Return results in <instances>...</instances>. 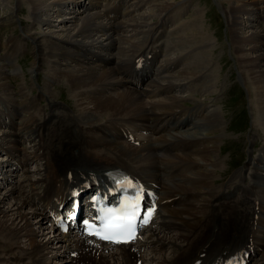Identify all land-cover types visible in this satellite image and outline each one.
<instances>
[{"label": "bare ground", "instance_id": "6f19581e", "mask_svg": "<svg viewBox=\"0 0 264 264\" xmlns=\"http://www.w3.org/2000/svg\"><path fill=\"white\" fill-rule=\"evenodd\" d=\"M236 1L228 0L234 7L232 32L235 40L247 44L242 47L243 55L248 56L244 64L260 93L258 103L264 107V51L260 40L264 30L261 26L245 30L255 23L250 24L249 18L254 3ZM125 4L127 0H53L51 4L32 1V14L39 22L52 27L62 25L60 35L57 28H49L32 33L31 37L43 57L53 64L54 77L65 78L73 86L70 97L78 110L56 101L54 86L47 91L42 89L39 95L27 94L28 87H21L25 94L20 99L21 110L17 105L9 119L11 126H18L16 117L22 114L23 107L27 112L26 117L19 118L23 129L36 136L35 129L41 132L42 172L36 177L27 174L26 181L30 185L42 181L45 187L30 189L33 191L28 200L17 196L13 185L0 190V264H43L45 255L47 260L60 257L64 264V253L68 257L67 252L73 249L84 264H92V259L96 264H139L143 248L155 252L149 255L156 264H224L240 249L251 251L255 261L252 264H264L263 146L260 156H253L231 174L223 168L215 145L218 134H214L222 124L221 113L201 100L191 108L183 107L185 98L180 95L189 88L195 91L198 83L206 87L213 81L210 75L208 83L199 75L204 66H192L197 57L203 60L205 54L199 53L203 45L189 50L193 59L181 70L177 69L181 57L160 61L166 51L171 54L177 45L180 51L179 46L191 41L179 33L169 46L167 28L173 24L172 12H179L174 0L154 5L157 9L151 16L157 13L163 17L153 23L147 15L133 17L126 12ZM66 7L71 8L67 11ZM224 11L231 25L230 10ZM196 21L195 28L201 29L199 41L205 36L199 17ZM18 48L15 42L9 45L13 52ZM188 57L189 54L185 60ZM37 67L41 66H34ZM1 68L0 63V83L11 86ZM41 96L51 97L49 110L44 111L39 105ZM4 119L1 117L0 121ZM34 122L35 129L29 126ZM1 134L10 137L11 131L3 128ZM146 163L151 170H140V164ZM118 166L141 173L150 183H158L161 199L177 201L175 205L165 204L159 211L160 221L148 227L147 238L110 248L94 238L75 232L58 233L47 227L41 207L57 206L67 198L70 188L84 181L105 184L109 181L106 171ZM246 170H251L249 181L244 179ZM28 201L34 210L27 207ZM8 247L9 251L3 253ZM167 248L170 253H166ZM259 254L262 256L256 260Z\"/></svg>", "mask_w": 264, "mask_h": 264}, {"label": "rangeland", "instance_id": "374dc122", "mask_svg": "<svg viewBox=\"0 0 264 264\" xmlns=\"http://www.w3.org/2000/svg\"><path fill=\"white\" fill-rule=\"evenodd\" d=\"M32 1L33 0H0V63L2 67L1 69L4 70L3 73L5 79H7L10 83L9 85H11L6 87L2 84V82L0 83V98H5L8 103H10V97H15L20 101L21 97H25V94L22 93L24 91L21 89V87H28L25 90L27 94L32 93L39 95L42 89L47 91V89H50L52 86H54L56 100L66 106L69 104L68 106L77 112L78 107L75 103V100L70 97V94L74 92V88H72L73 86L69 85L65 78L60 76L54 77L56 74L52 69L53 64L51 63L50 59L43 57L37 46V43H35V38L31 37L32 33H36L40 30L47 31L49 28H57L58 34L60 35L61 32L63 33L62 25H57L56 21H54V25H57L54 26V28L51 24H43L39 22L37 16L32 14L34 13L32 12ZM41 1H45L48 4L53 2V0ZM161 1L163 0H128L126 5L128 9L126 8V10L132 15L134 14L133 17L147 15L151 20V23L157 22L160 21L163 15H157L156 13L155 16H151L150 13L156 11L157 8L154 7V5ZM252 1L255 7L253 6L254 9L252 11V15H250L249 18L250 24L251 21H254L255 23L251 24V28H245V30L251 31V29H254V27L257 28V26H261V28L264 30V0ZM236 2H238V0ZM130 4L131 6L133 5V8L130 6ZM149 5L153 7H149ZM174 5L176 8H178L179 12H172L174 19L171 22L173 23L172 27L167 25V29H169V31L167 30L168 37L166 36L167 39H169V42H167L170 46L171 39L179 35V33L180 35L183 34L187 38H190L191 41L185 43L184 47L179 46L180 51L177 50L178 45L176 46L175 50H171L173 53L171 52V54H168L166 51L165 53L167 55L161 56L160 61H163L166 57L174 56L173 59L181 57L178 62L181 63L180 68H177L178 70H181L189 60L191 61L193 59L192 52H189L191 48L198 44H202L205 48V50L203 48L199 50L200 52L198 51L201 54H205L203 60L197 57L195 61L192 62V66H204L202 73L199 75H202L203 80L207 79L206 82L208 81V75H210V78L212 77L211 80L214 82L212 81L209 86L207 85L208 82H205L207 85L206 87L203 86L204 83L201 85L198 83L199 86L197 85L195 91L189 88L187 92L184 91L180 93V95L182 94L181 96L185 98L183 101V107L191 108L192 106L196 105V101L201 100L208 102L211 108H217V111L221 113L223 124H221V126L223 129L220 126V128L214 132V134H218V137L214 135L215 139L217 137L218 140L216 141L215 145L218 146H216V148H218L217 153H220L219 159H221L224 163L223 168L227 169L229 174H231L235 170L241 168V166H243L246 161L260 156L262 148L264 149V112L261 111L264 107L258 103L259 98L257 94L260 93H257L258 91L255 86V81L250 72L246 71V64H244L245 59L248 58V56L243 55L242 47L247 46V44L242 40H235L234 38V34L232 32V30L235 29V18L233 17L234 13L232 12L234 7L233 3L228 2V0H174ZM225 7L228 8V11L230 10L229 13H231V25L229 22H226V13L225 11L224 13L222 11L225 9ZM70 8L71 7H66V10L69 11ZM145 12H148L149 14ZM256 12H258V14ZM53 14L55 15L56 13ZM242 15H245L246 19H248L245 13H242ZM56 17L58 16H54V18ZM197 17H199V23L203 27L202 29L205 36L202 37V39L199 38V41H197V37L201 34V29L198 31L195 28ZM52 18L53 17H51V19ZM127 21L129 22V19ZM58 27L61 28V30H58ZM140 29L142 28L140 27ZM127 32L128 34H131V31ZM10 38L12 41L9 42ZM178 39L181 40V37ZM260 40L262 41V50L264 51V36ZM13 42H15V47L19 46L18 49H14V52L9 50V45H12ZM121 45H123V43ZM188 54L189 57L185 60V57L188 56ZM35 58L37 59L35 60ZM38 65L41 67L34 68V66ZM5 73H8L7 76ZM184 82L185 81L181 83ZM177 88L180 89V87ZM50 98L51 97L48 96H41L39 105H46L45 108L48 109ZM18 108L20 109V105H18ZM78 112L80 113V111ZM25 114H27V112H25ZM8 117L9 116H7V118ZM21 117L22 114H19L16 117V121ZM8 121L11 123V119ZM6 126L7 125L1 126L0 132H2L3 128ZM219 141L220 144H217ZM214 143L211 142L210 144L212 145ZM41 151L42 150H40L39 147V152ZM40 160L41 159H39L38 165L36 164V166H33L32 168L30 167V169L33 170L32 172L28 173L30 176L36 177L38 174H41L43 164ZM218 172H220V170H218ZM250 172L251 170H246V176L244 179L247 181H249L248 179L251 180ZM216 175L219 176V173ZM21 182L22 189L25 188L24 190L27 189V191H29V187L31 189L32 187H38L39 183H41L40 189L45 187V183L42 181L38 184L36 182H34L33 185L29 184L28 187L26 176L23 180H21ZM8 187L9 186H5L3 188V186L0 184L1 191ZM26 199L28 200L27 197ZM28 205L34 210L29 201ZM6 251H9V247L3 253ZM165 251L166 253L171 252V250H168V248ZM148 252H150V255L155 253L152 250H149ZM66 255L64 253V257H66ZM150 255V258L146 260L147 264H156V260L154 261L153 257ZM261 256L262 254H259L256 257V260ZM45 257L47 258V256L45 255L43 257L44 261ZM66 262H68V260H66ZM253 262L255 261L253 260ZM253 262H251V264ZM67 264H69V262Z\"/></svg>", "mask_w": 264, "mask_h": 264}, {"label": "snow or ice", "instance_id": "6c2138e0", "mask_svg": "<svg viewBox=\"0 0 264 264\" xmlns=\"http://www.w3.org/2000/svg\"><path fill=\"white\" fill-rule=\"evenodd\" d=\"M137 207H139V205H137ZM149 211H151V209H149ZM97 234H100V233H97Z\"/></svg>", "mask_w": 264, "mask_h": 264}]
</instances>
